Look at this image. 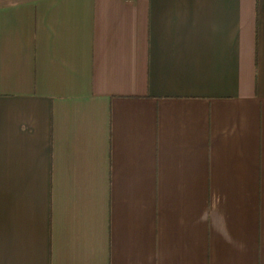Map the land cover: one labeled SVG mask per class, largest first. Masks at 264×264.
Instances as JSON below:
<instances>
[{"label":"crops","instance_id":"1","mask_svg":"<svg viewBox=\"0 0 264 264\" xmlns=\"http://www.w3.org/2000/svg\"><path fill=\"white\" fill-rule=\"evenodd\" d=\"M0 264H264V0H0Z\"/></svg>","mask_w":264,"mask_h":264}]
</instances>
